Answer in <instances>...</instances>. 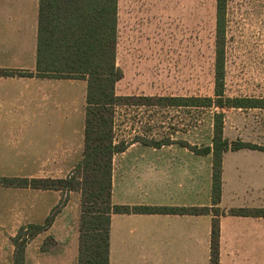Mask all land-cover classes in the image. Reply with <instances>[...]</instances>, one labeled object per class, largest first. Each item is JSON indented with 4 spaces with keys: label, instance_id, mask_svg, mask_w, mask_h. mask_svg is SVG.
<instances>
[{
    "label": "crops",
    "instance_id": "crops-1",
    "mask_svg": "<svg viewBox=\"0 0 264 264\" xmlns=\"http://www.w3.org/2000/svg\"><path fill=\"white\" fill-rule=\"evenodd\" d=\"M152 2L117 0L116 61L123 76L119 28L137 18L130 8ZM39 3L0 0V67L33 72L0 73V174L59 178L83 158L87 80L38 73ZM139 17L148 25L147 15ZM212 172V154L177 142L137 141L114 155L112 198L129 205L211 206ZM62 199L53 223L27 244L25 264H78L81 193L2 184L0 264H14L19 228L44 223ZM220 206L264 208V151L224 153ZM212 219V213H113L109 264H210ZM220 224V264H264V216L226 213Z\"/></svg>",
    "mask_w": 264,
    "mask_h": 264
},
{
    "label": "trees",
    "instance_id": "trees-1",
    "mask_svg": "<svg viewBox=\"0 0 264 264\" xmlns=\"http://www.w3.org/2000/svg\"><path fill=\"white\" fill-rule=\"evenodd\" d=\"M216 72L214 95L165 96L124 95L116 91L123 70L117 65V0H40L37 70L39 74L87 80L85 139L82 160L66 177L2 176L0 184L15 187L76 190L81 193L78 264H109L110 227L113 213H212L210 264H220V216L262 215L264 208H221L224 153L264 145L231 141L225 136L223 108H264V98L229 96L225 93L224 31L227 0H217ZM2 74L32 75L16 68H1ZM217 107L214 112L212 143L204 146L186 139H154L136 135L116 138L119 106ZM161 146L177 142L199 154H212L211 206H158L118 204L113 201V158L134 142ZM65 200L53 208L44 223L22 225L13 237L14 264H25L27 244L47 229ZM48 241V239H47ZM46 242L43 250L46 249Z\"/></svg>",
    "mask_w": 264,
    "mask_h": 264
},
{
    "label": "rangeland",
    "instance_id": "rangeland-1",
    "mask_svg": "<svg viewBox=\"0 0 264 264\" xmlns=\"http://www.w3.org/2000/svg\"><path fill=\"white\" fill-rule=\"evenodd\" d=\"M217 0H155L119 28L124 95H214ZM149 7V8H147ZM147 15L141 24V14ZM131 16L134 12L130 13ZM129 25V26H128ZM225 93L264 98V0H227ZM217 107L119 106L117 140L136 135L212 143ZM225 136L264 145V108H223ZM22 174H0L19 176ZM69 175V174H68Z\"/></svg>",
    "mask_w": 264,
    "mask_h": 264
}]
</instances>
